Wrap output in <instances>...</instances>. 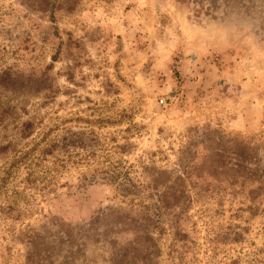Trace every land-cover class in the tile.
Masks as SVG:
<instances>
[{"label":"rangeland","instance_id":"obj_1","mask_svg":"<svg viewBox=\"0 0 264 264\" xmlns=\"http://www.w3.org/2000/svg\"><path fill=\"white\" fill-rule=\"evenodd\" d=\"M0 264H264V0H0Z\"/></svg>","mask_w":264,"mask_h":264},{"label":"trees","instance_id":"obj_2","mask_svg":"<svg viewBox=\"0 0 264 264\" xmlns=\"http://www.w3.org/2000/svg\"><path fill=\"white\" fill-rule=\"evenodd\" d=\"M46 151H48V149Z\"/></svg>","mask_w":264,"mask_h":264}]
</instances>
